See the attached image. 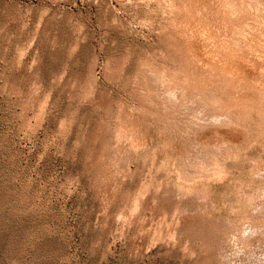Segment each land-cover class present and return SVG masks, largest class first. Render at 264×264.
I'll list each match as a JSON object with an SVG mask.
<instances>
[{
    "label": "rangeland",
    "instance_id": "obj_1",
    "mask_svg": "<svg viewBox=\"0 0 264 264\" xmlns=\"http://www.w3.org/2000/svg\"><path fill=\"white\" fill-rule=\"evenodd\" d=\"M256 1L0 0V264H264Z\"/></svg>",
    "mask_w": 264,
    "mask_h": 264
},
{
    "label": "bare ground",
    "instance_id": "obj_2",
    "mask_svg": "<svg viewBox=\"0 0 264 264\" xmlns=\"http://www.w3.org/2000/svg\"><path fill=\"white\" fill-rule=\"evenodd\" d=\"M256 1V0H255ZM258 1V0H257ZM256 1V2H257ZM253 2V1H252ZM255 2V3H256ZM257 4V3H256ZM259 4V3H258ZM263 5V4H262ZM237 6V5H236ZM258 7V6H257ZM229 8V7H228ZM251 8V7H250ZM246 9V8H245ZM235 17V16H234ZM222 20V19H221ZM232 23V22H231ZM244 24V23H243ZM259 24V23H258ZM261 24V23H260ZM245 26V25H244ZM259 26V25H258ZM248 28V27H247ZM256 28V27H255ZM260 28V27H259ZM244 35V34H243ZM249 36V35H248ZM213 39V38H212ZM229 40V39H228ZM241 41V40H240ZM250 41V40H249ZM247 42V41H246ZM246 44V43H245ZM248 47V46H247ZM253 47V46H252ZM144 63V62H143ZM146 66H147V64H146ZM153 67V66H152ZM155 67V66H154ZM162 72V71H161ZM151 88V87H150ZM220 96V95H219ZM185 101V100H184ZM208 102V101H207ZM212 103V102H211ZM225 108V107H224ZM176 111V110H175ZM220 112V111H219ZM216 115V114H215ZM223 115V114H222ZM178 119V118H177ZM171 121V120H170ZM208 121V120H207ZM214 126V125H213ZM219 126V125H218ZM106 127V126H105ZM104 127V128H105ZM209 127V126H208ZM197 128V127H196ZM200 132V131H199ZM198 133V132H197ZM197 136V135H196ZM201 144V143H200ZM216 153V152H215ZM100 154V153H99ZM216 159V158H215ZM218 168V167H217ZM104 170V169H103ZM218 171V170H217ZM205 208V207H204ZM188 219V218H187ZM243 225V224H242ZM222 251V250H221Z\"/></svg>",
    "mask_w": 264,
    "mask_h": 264
}]
</instances>
